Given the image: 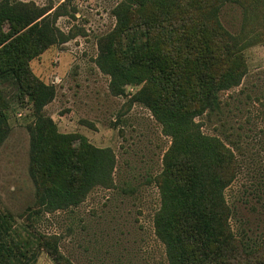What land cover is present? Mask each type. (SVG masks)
Masks as SVG:
<instances>
[{"label":"rangeland","instance_id":"obj_1","mask_svg":"<svg viewBox=\"0 0 264 264\" xmlns=\"http://www.w3.org/2000/svg\"><path fill=\"white\" fill-rule=\"evenodd\" d=\"M234 1L175 0L167 17L148 0H0V10L22 4L52 7L50 17L60 33L30 61L33 74L56 90L41 112L31 102L18 104L13 86L0 83L10 103L0 119V212L12 217L21 236L52 238L73 264H168L155 234L161 194L154 177L162 171L172 137L151 106L135 96L143 82L113 81L102 58L121 28L120 11L130 24L141 16L160 23V30L162 21L170 23L164 37L155 31L162 41L181 39L189 27H207L222 60L227 49L240 55L238 68L220 75L225 76L219 86L221 113L209 116L203 109L194 119L204 134L224 141L240 159V171L225 190L235 234L250 244L264 240V0ZM36 113L52 121L46 130L110 148L114 185L93 186L78 204L40 206L36 190L45 179L33 162V130L44 123ZM37 251L33 264H57L47 250Z\"/></svg>","mask_w":264,"mask_h":264},{"label":"trees","instance_id":"obj_2","mask_svg":"<svg viewBox=\"0 0 264 264\" xmlns=\"http://www.w3.org/2000/svg\"><path fill=\"white\" fill-rule=\"evenodd\" d=\"M148 2L172 16L175 0ZM51 9L22 4L0 10V83H10L17 103L31 102L37 112L56 93L30 68L32 59L58 41ZM118 14L121 28L115 30L102 58L113 81L143 82L135 96L151 106L172 137L162 171L154 177L161 194L155 234L165 246L168 264H264V240L250 244L235 234L231 224L233 210L225 190L240 171V159L224 141L204 134L194 119L205 110L209 116L221 113L219 86L225 76L220 75L227 68L230 76L240 55L227 49L228 57L223 52L222 60L207 27H189L181 39L162 41L155 31L164 37L170 23L162 21L160 30L155 20L150 24L139 16V23L130 24L128 15ZM223 33L228 35L225 29ZM6 96L0 88V119L10 104ZM40 121L44 124L33 130V162L45 179L43 188L36 190L40 206L78 204L93 186L114 185L115 156L110 148H95L77 134L46 130L45 124L52 127V121ZM75 139L79 144L74 146ZM14 222L0 212V264H33L38 249L47 250L57 264H73L55 246L57 241L37 239L31 233L21 236Z\"/></svg>","mask_w":264,"mask_h":264}]
</instances>
